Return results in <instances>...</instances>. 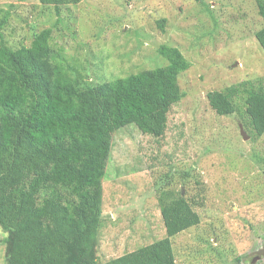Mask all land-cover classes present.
<instances>
[{
    "label": "rangeland",
    "instance_id": "1",
    "mask_svg": "<svg viewBox=\"0 0 264 264\" xmlns=\"http://www.w3.org/2000/svg\"><path fill=\"white\" fill-rule=\"evenodd\" d=\"M6 14L1 32L9 46L29 45L53 29L91 85L168 65L162 46L178 49L190 64L179 77L184 97L167 113L164 138L135 125L113 135L100 262L165 239L160 198L173 192L200 217L172 239L177 264L264 263V135L256 138L248 126L242 92L233 116H219L207 98L264 83V52L255 38L264 24L255 0H85L59 14L39 0H0V23ZM5 237L0 227V264Z\"/></svg>",
    "mask_w": 264,
    "mask_h": 264
},
{
    "label": "trees",
    "instance_id": "2",
    "mask_svg": "<svg viewBox=\"0 0 264 264\" xmlns=\"http://www.w3.org/2000/svg\"><path fill=\"white\" fill-rule=\"evenodd\" d=\"M83 1L39 0L58 14L60 8ZM255 2L264 24V0ZM7 18L0 23L5 264H177L172 239L200 223L193 204L180 193L160 198L165 239L106 262L98 259V245L113 135L135 125L164 138L167 113L184 97L179 77L189 62L178 49L162 46L168 65L91 85L69 63L53 29L35 34L29 45L9 46L1 32ZM255 38L264 52V26ZM241 92L248 126L259 139L264 135L262 80L211 92L207 98L219 116H233Z\"/></svg>",
    "mask_w": 264,
    "mask_h": 264
},
{
    "label": "water",
    "instance_id": "3",
    "mask_svg": "<svg viewBox=\"0 0 264 264\" xmlns=\"http://www.w3.org/2000/svg\"><path fill=\"white\" fill-rule=\"evenodd\" d=\"M241 133L244 135L245 139H247L248 137L244 134L243 129L241 128Z\"/></svg>",
    "mask_w": 264,
    "mask_h": 264
}]
</instances>
